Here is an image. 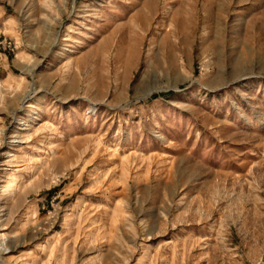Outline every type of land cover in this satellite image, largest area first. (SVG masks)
Here are the masks:
<instances>
[{"label": "rangeland", "instance_id": "obj_1", "mask_svg": "<svg viewBox=\"0 0 264 264\" xmlns=\"http://www.w3.org/2000/svg\"><path fill=\"white\" fill-rule=\"evenodd\" d=\"M0 264H264V0H0Z\"/></svg>", "mask_w": 264, "mask_h": 264}]
</instances>
